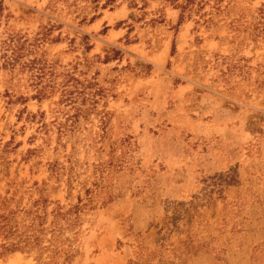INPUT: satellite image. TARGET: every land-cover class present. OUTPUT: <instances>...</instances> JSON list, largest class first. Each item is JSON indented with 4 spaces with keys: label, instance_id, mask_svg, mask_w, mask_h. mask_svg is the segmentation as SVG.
Listing matches in <instances>:
<instances>
[{
    "label": "rangeland",
    "instance_id": "obj_1",
    "mask_svg": "<svg viewBox=\"0 0 264 264\" xmlns=\"http://www.w3.org/2000/svg\"><path fill=\"white\" fill-rule=\"evenodd\" d=\"M0 1V199L92 194L0 264H264V0Z\"/></svg>",
    "mask_w": 264,
    "mask_h": 264
},
{
    "label": "trees",
    "instance_id": "obj_2",
    "mask_svg": "<svg viewBox=\"0 0 264 264\" xmlns=\"http://www.w3.org/2000/svg\"><path fill=\"white\" fill-rule=\"evenodd\" d=\"M97 1L92 0V2ZM113 1L106 0L105 4ZM191 3V0H186V4L180 6L181 12L177 25L185 18L183 13ZM95 6L97 7L98 4L96 3ZM1 9L2 1H0V11ZM174 48L175 43L173 41L172 51H174ZM6 64L7 62L4 65ZM38 191V198L34 199L28 207H22L19 204L12 207L13 198L1 197L0 256L15 251L36 249L39 259L42 258L44 253L50 252L47 257L53 260L56 256H63L62 263H64L70 257L64 248L65 242L69 241V238L64 236L65 231H72L76 227L79 222L80 212L92 200V192H90L91 196L87 203H82V199L79 198L77 203L66 206L60 204L59 201L49 200L48 196L43 193V188ZM50 204H54V206L49 210ZM193 247L190 241H183L182 249L184 251H192ZM135 258V260L129 259V263L148 264L150 261V258L144 257L142 254H137Z\"/></svg>",
    "mask_w": 264,
    "mask_h": 264
}]
</instances>
